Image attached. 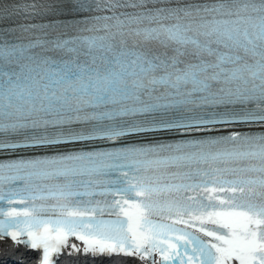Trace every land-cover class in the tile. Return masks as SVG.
Segmentation results:
<instances>
[{"label": "snow or ice", "instance_id": "obj_1", "mask_svg": "<svg viewBox=\"0 0 264 264\" xmlns=\"http://www.w3.org/2000/svg\"><path fill=\"white\" fill-rule=\"evenodd\" d=\"M5 237L264 264V0L0 6Z\"/></svg>", "mask_w": 264, "mask_h": 264}, {"label": "bare ground", "instance_id": "obj_2", "mask_svg": "<svg viewBox=\"0 0 264 264\" xmlns=\"http://www.w3.org/2000/svg\"><path fill=\"white\" fill-rule=\"evenodd\" d=\"M15 246L12 244V243H0V254H3V253H10L12 252L13 250H15L14 248ZM81 248V247H80ZM22 249L19 248V251H21ZM64 253L66 254V257H69V256H79L82 254V248H81V251L79 253H75V252H72L71 248L69 249H65L64 250ZM71 253V254H69ZM67 260H65L66 262ZM139 264V262L137 263Z\"/></svg>", "mask_w": 264, "mask_h": 264}, {"label": "clouds", "instance_id": "obj_3", "mask_svg": "<svg viewBox=\"0 0 264 264\" xmlns=\"http://www.w3.org/2000/svg\"><path fill=\"white\" fill-rule=\"evenodd\" d=\"M83 253L84 254H89V253H86V252H83ZM90 254H92L93 256H96V255H119L120 253H115V252H111V251L96 250V251L90 252ZM40 264H43V255L41 256Z\"/></svg>", "mask_w": 264, "mask_h": 264}]
</instances>
